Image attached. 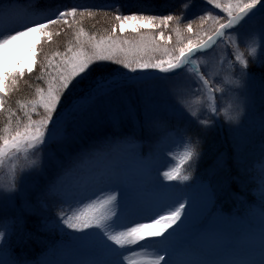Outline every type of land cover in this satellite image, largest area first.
<instances>
[{
    "label": "rangeland",
    "instance_id": "1",
    "mask_svg": "<svg viewBox=\"0 0 264 264\" xmlns=\"http://www.w3.org/2000/svg\"><path fill=\"white\" fill-rule=\"evenodd\" d=\"M21 1L22 9L45 21L72 7L79 11L115 10L121 15H157L158 11L176 8L180 26L192 23L195 31L200 16L209 11L224 16L206 0H164L162 4L156 0ZM51 30L71 39V32L63 26ZM126 35L131 39L134 34ZM52 42L45 44L53 47L56 39ZM262 51L264 19L258 16L231 30L197 57L212 83L211 93L192 72L182 71L167 79H161L158 72L151 73L157 78L152 81L155 86L142 89L120 75L143 79L135 77L141 73H130L112 63L93 65L62 98L58 113L74 102L81 107L61 132L0 164V195L6 198L0 207V232L6 235L0 240V264H108L113 258L108 245L95 234L72 232L59 219L102 194L84 186L87 175H102L118 187L130 208L153 202L163 214L169 210L171 198L182 199L187 215L170 237L181 264H261L264 64L257 61ZM238 53L248 62L247 79L236 60ZM20 84L11 92L17 93ZM18 101L27 100L17 99L14 111L19 109ZM148 104L151 110L146 112ZM213 107L218 112L214 113ZM172 109L183 115L177 118ZM241 110L238 122L229 118ZM138 137H144L145 143L151 141L144 155L139 142L143 141ZM187 148L194 149L196 155L181 165ZM224 156L234 168L231 176L223 169ZM177 166L190 176L188 181L194 188L164 180L163 172ZM201 168L206 169L203 177ZM226 208L229 214L219 215ZM15 246L21 252L38 254L26 261L16 256Z\"/></svg>",
    "mask_w": 264,
    "mask_h": 264
},
{
    "label": "snow or ice",
    "instance_id": "2",
    "mask_svg": "<svg viewBox=\"0 0 264 264\" xmlns=\"http://www.w3.org/2000/svg\"><path fill=\"white\" fill-rule=\"evenodd\" d=\"M206 3L219 9L224 16L209 11L200 16L195 31L192 23L182 28L180 18L173 15L115 14L110 28L98 34L83 27L84 18L95 15L92 11L72 7L45 21L22 9L18 0H7L6 3L0 0V122L3 125L0 127V164L9 156L43 145L61 132L81 107L79 102H74L58 113L62 98L95 64L112 63L130 73H141L135 77L143 79H131L124 73L120 75L142 89L155 86L152 81L157 78L151 73H178L187 66V71L196 73L208 87L209 79L200 72V65L194 57L198 52L212 49L218 40L242 23L258 16L264 19V0H206ZM103 15L111 14L106 12ZM54 26H63L65 31L71 32V39L63 51L45 53L41 61L43 44H51L52 37L61 34L51 30ZM126 33L134 35L129 39ZM236 60L247 79L248 62L241 53L236 55ZM257 62L264 64V51ZM37 67L40 71L37 79L42 81V86L36 87L32 99L18 101L19 109L13 111L8 106L10 92ZM208 90L211 93L213 89L209 87ZM150 110L151 105H146V112ZM171 111L177 118L183 115L178 109ZM212 111L218 112V108L213 107ZM240 112L229 118L236 120ZM191 114L196 116L195 111ZM194 155L195 150L187 148L180 164L190 161ZM163 178L184 182L190 176L182 174L181 167L177 166L164 171ZM83 184L102 194L78 211L61 215L59 219L72 232L95 234L108 245L113 253L108 264H181L170 237L187 215V205L182 199L171 198L169 210L161 214L158 203L141 204L136 208L126 206L120 189L102 175L95 178L87 175ZM5 199L0 195V207ZM7 199L11 201L13 197ZM133 216L142 219L133 221ZM5 238V233L0 232V240ZM136 245L140 248L136 249ZM128 249L131 251H126Z\"/></svg>",
    "mask_w": 264,
    "mask_h": 264
},
{
    "label": "trees",
    "instance_id": "3",
    "mask_svg": "<svg viewBox=\"0 0 264 264\" xmlns=\"http://www.w3.org/2000/svg\"><path fill=\"white\" fill-rule=\"evenodd\" d=\"M144 1H146V0H144ZM148 1L153 2L154 0H148ZM163 2H164V0H156L155 1L156 4H162ZM83 11H90V10H83ZM92 12L97 14V15H95L94 17H89V18L84 19L83 20V27L85 28L86 31L96 32L98 34H103L105 31H107L111 26L112 16H114L115 14H119L115 10H106V9L105 10H93ZM106 12L110 13L111 15H109L107 17L104 16L103 14ZM155 14L160 15V16H165V15H173L176 17L178 16L176 8H174V10H171V11H168L166 9L161 10ZM61 34H60V36L54 35L55 37L52 38L54 40L56 39V45L55 46L49 47L46 44L43 45V50L40 54L41 61L43 60L45 53H51L52 51H55V50L63 51L64 48L67 46V43H68L70 38L66 39L65 34L63 33L64 35H62V36H61ZM39 75H40V71H39V67H37V69L31 75H26L25 79L20 81L21 84L17 88V90H18L17 93L11 92L9 94V97L7 98L8 99V106L11 107L13 111L17 109V107H15V105L17 106V104H16L17 99L20 100L21 98L22 99L24 98L25 100H30L34 97L36 87L41 86V83H42V81L37 79V77ZM18 95H20L22 97H18ZM0 127H2V123H1ZM138 139L143 141L144 146H145L144 148L151 145V141L149 143L144 142V137H138ZM228 159H229V157H228ZM228 159H227V157L224 156V162H225L226 166L223 169L227 172L228 176H231V174L233 173L232 171H234V168L233 169L230 168L231 165H230V163H228ZM202 168L200 170L201 174L206 172V169H202ZM227 170L230 172H228ZM201 176L203 177L204 174ZM229 181H230V183H233V181H231V179ZM187 183H191V182L188 181ZM182 184H186V182L184 181V182H182ZM14 249L16 251L15 252L16 256H19L21 258H26L27 259L26 261H32V260H28V258L34 256V254H38V252H35V251L34 252H29V251H22L21 252V249H18L16 246L14 247ZM17 260L19 261V259H17Z\"/></svg>",
    "mask_w": 264,
    "mask_h": 264
},
{
    "label": "clouds",
    "instance_id": "4",
    "mask_svg": "<svg viewBox=\"0 0 264 264\" xmlns=\"http://www.w3.org/2000/svg\"><path fill=\"white\" fill-rule=\"evenodd\" d=\"M240 116H242V110H241L240 114H239V115H237V117H236V122H238V121H239V117H240Z\"/></svg>",
    "mask_w": 264,
    "mask_h": 264
},
{
    "label": "bare ground",
    "instance_id": "5",
    "mask_svg": "<svg viewBox=\"0 0 264 264\" xmlns=\"http://www.w3.org/2000/svg\"><path fill=\"white\" fill-rule=\"evenodd\" d=\"M120 175V174H119ZM119 178V177H118ZM121 178V177H120ZM116 180V179H115ZM115 182V181H114ZM111 183V182H110ZM116 183V182H115ZM119 183V182H118ZM117 184V183H116ZM121 184V183H120ZM118 186V185H117ZM121 186V185H120Z\"/></svg>",
    "mask_w": 264,
    "mask_h": 264
}]
</instances>
